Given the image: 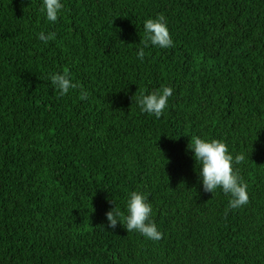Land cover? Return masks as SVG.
<instances>
[{"label": "trees", "instance_id": "1", "mask_svg": "<svg viewBox=\"0 0 264 264\" xmlns=\"http://www.w3.org/2000/svg\"><path fill=\"white\" fill-rule=\"evenodd\" d=\"M63 3L50 23L42 0H0V264H264V0ZM158 15L174 46L140 61ZM58 72L77 84L64 96ZM164 86L162 116L141 112ZM194 136L247 154L248 204L203 190ZM132 191L159 241L108 227Z\"/></svg>", "mask_w": 264, "mask_h": 264}, {"label": "clouds", "instance_id": "2", "mask_svg": "<svg viewBox=\"0 0 264 264\" xmlns=\"http://www.w3.org/2000/svg\"><path fill=\"white\" fill-rule=\"evenodd\" d=\"M64 9L63 0H42V12L50 23H55ZM145 39L142 46L137 50L136 56L140 61L145 58V49L151 45L161 49L174 46L170 35L166 18L158 15L149 18L143 24ZM38 38L45 44L54 38L53 33L47 35L41 31ZM50 82L61 96L69 94L77 84L72 81L67 72L51 74ZM82 99H87L88 92L82 90ZM173 95V88L164 86L156 91L144 94L141 93L136 99L140 111L155 116L157 119L162 116L169 104V98ZM195 162L200 165L198 179L205 192L213 193L220 189L230 197L228 208L236 210L249 202L247 185L239 175L238 167L246 162L247 154L230 152L228 145L220 139H209L194 136L191 144H188ZM111 207L106 211L105 216L109 228H116L118 222L127 229V232H138L146 239L159 241L162 232L158 225L151 218L153 214L152 204L142 191H132L126 200L125 208L122 211L112 200Z\"/></svg>", "mask_w": 264, "mask_h": 264}]
</instances>
